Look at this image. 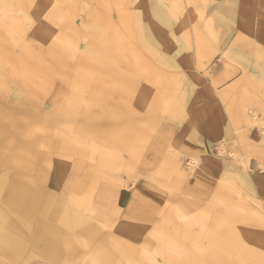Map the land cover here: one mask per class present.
<instances>
[{
    "label": "rangeland",
    "instance_id": "1",
    "mask_svg": "<svg viewBox=\"0 0 264 264\" xmlns=\"http://www.w3.org/2000/svg\"><path fill=\"white\" fill-rule=\"evenodd\" d=\"M59 1L62 2L63 0H0V9L5 7L3 9L5 13L0 10V36H2L0 37V60H2L0 61V126L2 121L6 120L5 116L7 114H14L19 119L22 116H26L23 113H19V111L34 103L33 108L30 107L29 119L31 120L27 125H30L32 129L35 128L36 138L40 146L44 147L38 148L37 154H44L49 152V150L52 151V149L59 152V154L63 153L64 151H60L57 146L62 141V136L65 137L66 135V139L69 141V146L72 150L69 153H64L70 154L75 159V149H86V152H83V154H87L84 157L86 159L84 161L86 165L84 168L95 174V177L98 178V183H102L103 181L105 183L106 181L108 185L105 183L104 186H107L105 188H108V190H111L114 185L119 184L120 186L124 185V187H127L126 189H133L134 191L138 184L145 182L146 179L141 178L147 177L148 173V179L159 180L160 184H168V180H172V174L179 167L182 171L188 169L187 173H189L197 166L195 164L191 165L190 159L181 154L175 153L171 156L173 154L172 150H170V148H173L171 146L167 152V157H171L170 160H161L155 167L151 165L152 174L149 171L138 173L139 170L146 171V166L141 168L140 165L142 166V162L147 160L146 150L149 148L147 145L150 144L149 139L155 136L158 131L157 129L161 128L162 123L164 124L168 121L189 122L190 118L194 116L197 117L200 114L203 116V112L201 111L218 110L227 118L226 121H228L231 134L229 137H222L216 141L212 146L211 154L220 161H223L225 166L227 163L231 164L232 169L230 166V172H233L232 175L236 177L230 184L226 181L222 182L225 180L226 175L220 179L219 182L224 184L223 187H226H220L219 198L215 200L216 203L218 201L217 206H215L216 208L212 207L209 209L211 216L208 218L211 220L194 226H189L185 219L175 215V217L170 216V219L173 220H164L162 224L153 227L155 223H145V216H141L143 220H137V218L135 219L136 221L132 219L127 220L121 214V208L119 212L117 208L102 210V217H97L95 214L93 216L91 213L87 214L86 210L80 209L83 215L85 214L84 218H82V212L78 211V214H76L72 211L73 216L77 218L75 219L76 223L73 222L70 226H63L62 228V231L69 236L75 250L72 258L74 263H72L83 264V261H87L90 264L93 255L101 250L110 256L109 261L111 264H153L150 263L152 260L149 259L152 257L155 258L154 264H227L230 259L228 257L226 260L225 255L228 256L227 251L230 249H234V258L237 255L238 258L239 255L243 254L245 249L248 252L250 250L253 251V258L243 260L240 256L236 264H258V259L264 260V80L260 79L258 68L259 64H264V0H240V2L243 1L244 12L236 20L229 17L235 0H178L181 5L182 14L188 17L186 18L187 22L181 28L182 33L186 34V37L189 36L192 29H195V25L198 22H202L203 19L207 20L206 15L210 17V20L214 17L213 20L215 21L213 22L215 24L212 29L214 31L218 30L220 34L223 30L224 32L227 30L226 23H232L233 20L235 22L234 30L236 31V35L233 39L234 41L232 40L234 46L232 42L230 45L235 48L229 51V44L221 48L217 41L214 45L206 43L207 52H204V57L198 60L197 56L192 52L193 47L189 46L190 41L187 40L188 45H186V42L182 39V35L176 36L178 40L175 43L172 42V50L169 52L170 60L176 61V63L173 64L170 61L166 66L160 67L168 69L169 73L174 72L175 78L181 86L179 88L174 87L172 90L171 88H167L163 92V94L167 93L165 99L152 107L154 109L150 110L149 116L146 115L148 114L146 112L147 107L145 110L142 109L140 103L136 104L139 108L132 105L126 107L125 101L135 94L134 87H127V84L118 83L114 77V69L112 72L106 71L110 65L104 64L108 59L105 54L100 53L101 42L103 46H105V43L102 41L99 33L102 30V33L110 36L108 43L111 42V44L106 45L107 48L114 45L116 40L112 37V27L119 24L118 16L123 13L126 0H108V7L100 5L97 2L98 0H92L90 4L91 8L99 10L98 12L102 13L105 17L101 19L100 23L89 22L88 19L84 32L79 30L76 25L81 20L85 21L87 19V11L84 10L75 15V10L70 4L73 3L72 1L64 0L63 4L59 3ZM75 1L77 2L76 4L85 2V0ZM66 6L68 9H71L70 13H67ZM57 7L60 8V13L57 12ZM211 10H214V12ZM175 19L179 20L180 17H176ZM74 21L77 23L76 25ZM208 30L211 29L208 28ZM216 31L215 35H218ZM127 34L128 32L121 34L120 40L122 43L127 44L128 41L130 46L137 48L134 39L128 37ZM66 38H69V40ZM164 42L167 43L166 41ZM253 42H256V45L252 44ZM139 47L140 44L138 45ZM255 51L257 52L255 53ZM33 54L34 56H32ZM255 54H259V56H255ZM104 58L105 61H103ZM117 58V62L114 63H117L118 69L124 70L127 66L126 64L130 61L129 57L126 58L124 54L117 56ZM108 62L111 61L108 60L105 63ZM155 63H150L149 68L151 70H154ZM226 63L235 66L236 71L224 77ZM156 64L159 66L158 63ZM94 66L98 68L96 69ZM242 73L244 76L249 73V76L247 75L245 78L247 80L251 79V81H245L244 83H248L252 87L248 86V84L246 87L244 86L245 84L242 87L238 86L237 91H241L240 96H232L229 93V96L218 98L209 90L212 82L215 83L216 91L225 90L242 78ZM145 74L146 71L140 72V79ZM53 75L55 77L51 79ZM36 87L37 90H35ZM30 88L35 91L31 93ZM183 90L187 91V93L183 94ZM244 91L248 93L249 97L242 96ZM256 94L261 97H258ZM243 98H246V101H243ZM260 100L263 101L261 102ZM177 103L182 105L180 106L181 110L177 114L173 113L175 115L173 116L172 107L174 104L177 106ZM234 103H237L235 111ZM258 103H260V108ZM240 106L246 107V110L242 107V117L238 111V107ZM50 110H52V113L47 114ZM126 112L129 113L126 114ZM194 113L196 114L193 115ZM82 116L83 118H81ZM127 121L135 126L134 133L128 137L129 139L127 137L120 139L118 134H112L124 126V122ZM73 123L75 126H73ZM27 125H25L26 128L28 127ZM118 126L120 127L118 128ZM61 128L62 130L60 131L59 129ZM111 128L114 130L113 132ZM139 130L141 132H138ZM145 132L147 136L144 135ZM142 136L145 137L142 138ZM77 137L81 139H76ZM94 143L97 144L95 145ZM93 144L94 146H92ZM47 145L49 147L52 146L49 148ZM128 150L131 151L129 152ZM1 152L2 149L0 147V158L2 159ZM5 152L8 153L6 149ZM107 152H110L111 155L103 157V153L106 155ZM134 152L138 154L136 155ZM62 153L60 157L56 153H47L53 156L51 160L47 161L50 164H48L50 166L48 168L50 177L47 181L40 177V174H42L40 162L38 161L37 166H35L42 180L38 182H45V185H49V189L57 188L60 191L63 186L61 184L65 183L66 179L69 181L72 180L73 176H79L73 175L71 167L66 171V174L61 173V167L63 166ZM134 154L135 157L133 158ZM245 158L246 160H250L246 170L243 162ZM82 160L80 159L79 161L81 162ZM107 166L111 167L108 168ZM190 167L193 168L191 169ZM97 168H101L99 172ZM2 172L3 170L0 166V174ZM138 179H141L139 183L136 182ZM24 180L22 178V181ZM73 180L75 179L73 178ZM183 183L182 179L178 178V181H176L177 185L175 188H172L179 189ZM96 187L102 188V186ZM217 188L218 186L211 192L212 198L216 196ZM97 193L98 191L94 190V194ZM116 200L117 198L111 200L112 205ZM229 209L232 210L231 214L227 212ZM161 215L159 212L155 216L156 223L161 220ZM41 216L48 220L46 215L42 214ZM96 217L100 218L101 221L95 219ZM126 221L129 223L134 222L135 226L141 227L140 230L137 229L132 232L121 230L120 228L125 225ZM199 226L204 229V232L216 233L215 235L220 239V244H223L217 247L211 246L206 240L205 235L202 236L203 233H200ZM192 227L195 229L192 230ZM3 228L7 231L5 223L3 224ZM169 228H173V230L181 228V232L172 233L173 240H169L168 238L166 243L171 245L167 246L164 244L165 240L161 236ZM198 229L199 233L196 232ZM195 233L196 235H194ZM1 234L2 231H0ZM116 237L119 238L116 239ZM113 242L119 243V249L123 243L132 244L135 250L125 251V254L130 256V262L126 263L125 259L118 255L120 254V250L117 247L118 245H113ZM162 245L169 248L168 256L171 258L167 256L170 259L169 262H165L162 259V256L166 257V254L162 255L160 251L163 247ZM228 245L230 249L226 248ZM29 249L31 252L25 251L19 253V255L11 256L3 254L0 251V264H41L44 262L45 257L41 254L40 250H37V248ZM142 250H148L152 254L147 253L146 256H142L146 253ZM217 256H219V263L215 260ZM186 260H188L187 263L185 262Z\"/></svg>",
    "mask_w": 264,
    "mask_h": 264
},
{
    "label": "crops",
    "instance_id": "2",
    "mask_svg": "<svg viewBox=\"0 0 264 264\" xmlns=\"http://www.w3.org/2000/svg\"><path fill=\"white\" fill-rule=\"evenodd\" d=\"M91 2L92 0H85V4L84 2H80L76 4V1H75V4H74L75 6H73L75 10V15H77V13L79 14L80 12L84 10L87 11L86 12L87 19L85 21L81 20L79 24H77L74 21V23L77 24L76 27H78V29L81 30L82 32L86 30V27H87L86 23L88 22V19H89V22L92 21L95 23H100L102 21L101 19L105 17L102 13L98 12L99 10H93L91 8V5H90ZM97 2L98 3L100 2L99 4L104 7H108V5H105L107 4L108 0L107 1L104 0V4H102L103 0H98ZM57 9H58L57 12L59 13L60 8L57 7ZM212 12H214V10ZM141 16L143 17V20ZM176 17H180L181 19L179 20L174 19ZM186 18H187L186 15L182 14L181 5L178 0H126V3L124 4L123 13L118 16L119 24L112 27V31H113L112 36L114 37L116 36L115 38L114 37L113 38L117 42H120L121 41L120 36L122 32L123 33L128 32L127 36L134 39L135 43L137 44V48L136 47L134 48L133 46H130V45L127 46V44H129L128 41H127V44H124L121 41L120 43H122V45H120L119 43H116L115 48H114L115 43L113 47L108 46V48L105 46L104 48L103 45L101 44L102 46L100 45V49H101L100 53L105 54L106 58L112 62L109 64L110 65L109 68L111 69V71L108 68L106 70L112 72L114 69L115 80L118 83L120 82L123 84L125 82L124 84L125 85L127 84L126 85L127 87H133V86L136 87L134 88L135 94L130 97L131 99L129 98V100L125 101L127 107L132 105L133 107L139 108V106H137L136 104L142 103L141 105L142 106L144 105V106L143 107L141 106V108L145 110V108L147 107L146 112L148 114L146 115L149 116L150 110H153L152 107L155 106L159 101H163L165 99L164 97H166L167 93L163 94V92L164 90L166 91L167 87L169 88L168 84H170L171 90L174 89V87L179 88L181 86L179 81L175 78L176 76L174 72L169 73L168 69L162 68L160 66H166V64L170 63L171 60L169 58V52L172 50V42L175 43L176 40H178L176 36L182 33L181 28L183 27V24L187 22ZM206 18L207 20L204 19L203 23L198 22L195 25L196 30L195 29L194 30L192 29L193 31L191 30L189 34L190 37L186 38V34H182V36H184L182 38L184 42H186L187 40H190L189 44L193 47L192 52L195 53L198 60H200L201 57H204V52H207L206 43L214 45L215 42L217 41L218 45L221 48L222 46L226 47L229 44V51L235 48L232 45H230L231 42H233L232 40L235 38V35H236V31L234 30L235 22H233V20H232V23H229V24L225 22L227 24V30L225 32L223 30L221 34L217 30L216 33L218 32V35H215V32L211 31L213 30L212 28L215 24L213 21L215 20H213V18L212 20H210V17L207 15H206ZM157 21L160 23H158ZM208 28L211 30H208ZM101 33H102V30H101ZM101 33L99 34L101 35L100 37H102L101 38L102 41H106L108 43L110 37L106 34H103V33L101 34ZM192 34H194V36H192ZM154 36H156L155 37L156 39L154 38ZM231 36L232 38H230ZM193 37H195L196 39L194 38L195 40H193ZM143 38H144V41H143ZM185 38H186V41H185ZM164 41H166L167 43H165ZM106 42L104 43L107 44ZM151 42H153L152 45H151ZM110 44L111 42H109L107 45H110ZM139 44H140V47L138 49ZM186 44L188 45V41L186 42ZM121 46L123 47L121 48ZM125 46L127 47L125 48ZM123 52L126 58L129 57L130 61L128 62V64H126L127 65L126 68L122 71L118 69V67L116 66L117 63H115L116 64L115 65L114 62H117L116 60L118 59L117 56L124 55ZM167 61L168 63H166ZM154 62L158 63L159 66L155 63L154 70H151L149 66ZM174 62L176 63V61H173L172 63L174 64ZM114 65L117 70L115 69V67L114 68L111 67ZM235 69H236L235 66H232L226 63V68L224 70V74H225L224 77H227L231 75L232 73H234L236 71ZM143 71H146V74H145L146 76L145 75H144L145 77L142 76V79L137 78V76L140 77V72H143ZM133 74H135L136 76L135 75L133 76ZM128 77L130 78V81ZM243 77H245L244 74L242 78ZM242 78L239 81L237 80L234 83L235 85L232 84L231 86L228 87V89L226 88L225 91L222 90L218 92L214 91L216 90L215 83L212 82L210 84L209 90L212 91V94L216 95L218 98L229 96V93L234 96H240L241 91H237L238 87L235 88L236 89L235 90L234 86H236V83H237V86L238 84H242V85H239L242 87L243 82L247 81L245 78H243L244 80L243 81ZM121 79L123 80L126 79V80L123 82V80ZM158 79H160V81ZM168 80L170 81L168 82ZM248 81H251V79H249ZM172 82L173 84H171ZM136 83L137 85H135ZM230 88L231 90L232 89L233 90L231 91ZM157 90L160 91V93ZM233 91L234 93L237 91V93L234 94L232 93ZM185 93H187V91L183 90V94ZM221 93L222 95L220 97L219 95ZM133 96H134V99H133ZM141 96L144 98H142ZM242 96L246 97L248 96V93L244 91V94ZM152 100L154 102H152ZM242 100L246 101V98H243ZM180 106H179V103H177V107L174 104V106L172 107L173 116H175L174 114H177V112L178 113L180 112L181 108H179L178 110V107ZM236 107H237V103H234V108L236 109ZM238 109L242 117L243 116V113L241 110L242 107L240 106L238 107ZM201 112H203L202 113L203 116L201 114L197 117L194 116L190 118L189 122L187 121H182V122L168 121V122H165L164 124L162 123L161 128H158L157 129L158 131L155 134V136H153V138L150 139V142H149L150 144H147L149 146V148L147 147L148 150H146L147 160L142 162V166L140 165L141 168H144L143 166H146V171L139 170L138 173H141V172L144 173V172L149 171L150 174H152L151 173L152 171L150 168L151 165H154L155 167L156 165H158V163L161 160H167V161L170 160L171 157L170 158L167 157V152L169 151L168 149L171 146H173V148H170V150H172L173 152L171 156L177 153V154H181L182 156H186L188 158L194 157L197 159V166L191 172L188 173L189 175L186 174L187 170L182 171L179 167L178 169H176V172L172 174L173 181L169 179L168 184L167 183L160 184L159 180H150V179H147V177L146 178L143 177L141 179H146L145 182L143 184L141 183L138 184L136 190L133 191V189L128 190V189L123 188L121 191H119L117 195V200H116V204L118 207L117 209H118V212L119 210L122 209L121 214L125 216L127 220L129 219L135 220L136 218L137 220L139 219L141 220L142 219L141 216L143 217L145 216L146 217L144 218L145 223L147 224L151 222L155 223L153 227L162 224L164 220H173V219H170V216L172 215L173 216L177 215V216L182 217L183 219H185L186 223L188 222L187 224L189 226L201 224L204 221L209 222L211 220L208 218L211 216L210 214L211 211L208 209H211L212 207L217 206L218 201L216 203L215 200L219 198L218 191L220 190V187H223L224 185L223 183L219 182L220 179L224 175H226L225 180H223L222 182L226 181L229 184L233 181V179H235V176L232 175L233 172H230V166L232 169V165L227 163V165L225 166L223 161H220L219 159H217L211 154V149H212L213 144L216 141H218L222 137H229L231 132H230L228 121H226L227 118L224 116L223 113L219 112L218 110H213L209 112L201 111ZM128 113L129 112H126V114ZM195 114L196 113H194L193 115ZM191 125H194V126H191ZM243 162H244V167L246 170L248 168L250 160H246L245 158L243 159ZM226 169H227V172L225 173ZM148 174L147 176H149ZM178 178L182 179L184 183L182 187H180L179 189L178 188L173 189L172 187L175 188V186L177 185L176 181H178ZM141 179H138L136 182L139 183ZM257 182H259V180H257ZM217 186H218L217 188L218 191L216 190L217 194L216 196H214V198H212L211 192ZM170 210L172 211L170 212ZM231 211H232L231 209L227 210L228 214H231ZM159 212L162 214L161 220L158 223H156L155 216ZM134 224H135L134 222L129 223L128 221H126L125 225H123L122 228L120 229L124 231H131V232L137 229L140 230L141 227L135 226ZM260 224L263 225L264 223L263 224L260 223ZM193 229L195 228H192V230ZM199 229H200V233H203L202 236L205 235V238L207 234H212L215 241L211 242L210 239H206L211 246L217 247L223 244V243L220 244V239L215 234L204 232V229H202L201 226H199ZM199 229L196 230L197 233H199ZM229 247L230 246L228 245L226 248H229ZM233 250L234 249H231L232 252H230L229 254H228L229 250L228 251L226 250L228 257L232 261L234 260L237 261L239 260L240 255L238 258H237L238 255L235 256L234 258ZM215 260L216 262L217 261L219 262L220 261L219 256L215 257Z\"/></svg>",
    "mask_w": 264,
    "mask_h": 264
},
{
    "label": "bare ground",
    "instance_id": "3",
    "mask_svg": "<svg viewBox=\"0 0 264 264\" xmlns=\"http://www.w3.org/2000/svg\"><path fill=\"white\" fill-rule=\"evenodd\" d=\"M58 1V0H55ZM66 1V0H65ZM68 1V0H67ZM73 2L74 0H70V2ZM107 1V0H106ZM184 1V0H183ZM191 1V0H190ZM64 0L61 2L59 1V3L63 4ZM172 2V1H171ZM75 4V1L73 2ZM73 3H70L71 5ZM77 3V2H76ZM100 3V2H99ZM3 4V3H2ZM66 4V3H65ZM67 4H69L67 2ZM69 4V6H70ZM72 5L75 6V5ZM85 4V2H84ZM104 4V0L103 3ZM185 4V3H184ZM190 4V2H189ZM187 4V5H189ZM233 7H232V12L229 13V17L233 18L234 20L237 19V17L239 15H241L244 12V8H243V1L240 2V0H235L233 3ZM7 5V4H6ZM108 5V2H107ZM160 5V4H159ZM192 5V3H191ZM5 6V5H4ZM62 6V5H61ZM68 6V5H67ZM66 6L65 9H67V13H70L72 7L70 6L71 9H68V7ZM214 6V5H213ZM264 6V5H263ZM31 7V6H30ZM184 7V6H183ZM5 8V7H4ZM3 8V9H4ZM74 8V7H73ZM191 8V7H190ZM3 9H0L3 11ZM133 9V8H131ZM137 9V8H136ZM184 10V9H183ZM186 10V9H185ZM154 11V10H153ZM168 11V10H167ZM4 12V11H3ZM156 12V11H155ZM195 12V11H194ZM197 12V11H196ZM206 12V11H205ZM262 12V11H261ZM5 13V12H4ZM60 13V12H59ZM154 13V12H153ZM172 13V12H171ZM2 14V12H1ZM11 14V13H10ZM146 14V13H145ZM149 14V12H148ZM167 14V13H166ZM187 14V13H186ZM197 14V13H196ZM204 14V13H203ZM5 15V14H4ZM147 15V14H146ZM174 15V14H173ZM49 16V15H48ZM9 17V16H8ZM17 17V16H16ZM153 17V16H152ZM216 17V16H215ZM218 17V16H217ZM55 18V17H54ZM142 20L143 17L141 16ZM188 18V17H187ZM201 18V17H200ZM199 18V19H200ZM214 18V17H212ZM11 19V18H10ZM9 19V20H10ZM15 19V18H14ZM27 19V18H26ZM63 19V18H62ZM67 19V18H66ZM154 19V18H152ZM175 19V18H174ZM181 19V18H180ZM216 19V18H215ZM47 20V19H46ZM68 20V19H67ZM162 20V18H161ZM204 20V19H203ZM254 20V19H253ZM18 21V20H17ZM64 21V20H63ZM98 21V20H97ZM100 21V20H99ZM217 21V19H216ZM53 22V21H52ZM69 22V21H68ZM158 22V21H157ZM220 22V21H219ZM218 22V23H219ZM251 22V19H250ZM73 23V22H72ZM160 23V22H158ZM203 23V21H202ZM215 23V22H214ZM61 24V23H60ZM68 24V23H67ZM74 25V24H73ZM76 25V24H75ZM163 25V24H162ZM189 25V24H188ZM213 25V24H212ZM218 25V24H217ZM216 25V26H217ZM46 26V25H45ZM50 26V25H49ZM52 26V25H51ZM59 26V24H58ZM80 26V25H79ZM211 26V25H210ZM222 26V24H221ZM55 27V25H54ZM74 27V26H73ZM72 27V28H73ZM212 27V26H211ZM214 27V26H213ZM219 27V26H218ZM224 27V26H223ZM1 28V27H0ZM165 28V27H164ZM190 28V27H189ZM188 28V29H189ZM193 28V27H192ZM42 29V28H41ZM53 29V28H52ZM56 29V28H55ZM187 29V30H188ZM202 29V28H201ZM3 30V29H2ZM118 30V28H117ZM186 30V31H187ZM196 30V29H195ZM204 30V29H203ZM115 31V29H114ZM122 31V30H121ZM167 31V29H166ZM173 31V30H172ZM193 31V30H192ZM214 31V30H212ZM216 31V30H215ZM214 31V32H215ZM200 32V30H199ZM258 32V31H257ZM120 33V32H119ZM118 33V34H119ZM123 33V32H122ZM165 33V31H164ZM203 33V32H202ZM232 33V32H231ZM249 33V32H248ZM102 34V33H101ZM104 34V33H103ZM158 34V33H157ZM183 33H181L180 35H182ZM204 34V33H203ZM202 34V35H203ZM218 34V32H217ZM253 34V33H252ZM251 34V35H252ZM41 35V34H40ZM165 35V34H163ZM201 35V34H200ZM4 36V35H3ZM9 36V35H8ZM62 36V35H61ZM76 36V35H75ZM106 36V35H105ZM188 36V35H187ZM192 36H194V34H192ZM198 36V35H197ZM242 36V35H241ZM240 36V37H241ZM2 37V36H0ZM110 37V36H109ZM114 37V36H112ZM116 37V36H115ZM114 37V38H115ZM156 36H154L155 38ZM167 37V36H166ZM182 37V36H181ZM184 37V36H183ZM190 37V36H188ZM201 37V36H199ZM239 37V38H240ZM252 37V36H251ZM113 38V39H114ZM177 38V37H176ZM187 38V37H186ZM185 38V41H186ZM195 37H193V40ZM228 38V37H227ZM232 38V36L230 37ZM62 39V38H61ZM67 39V38H66ZM78 39V38H77ZM106 39V38H105ZM156 39V38H155ZM69 40V38L67 39ZM115 40V39H114ZM238 40V39H236ZM247 40V39H246ZM249 40V38H248ZM3 41V40H2ZM1 41V43H2ZM51 41V40H50ZM57 41V40H56ZM92 41V40H91ZM90 41V42H91ZM144 41V38H143ZM153 41V40H152ZM190 41V40H188ZM234 41V40H233ZM252 41V40H250ZM20 42V41H19ZM93 42V41H92ZM91 42V43H92ZM106 42V41H104ZM117 41H115L116 43ZM169 42V41H168ZM171 42V41H170ZM187 42V41H186ZM195 42V41H194ZM72 43V41H71ZM107 43V42H106ZM120 45H122L120 42H117ZM149 43V42H148ZM153 42H151L152 45ZM256 43V42H255ZM254 42L252 44H255ZM103 44V43H101ZM108 44V43H107ZM105 44V47L106 45ZM248 44V43H247ZM93 45V44H92ZM130 44H127V46ZM148 45V44H147ZM187 45V44H186ZM190 45V44H189ZM233 45V42H232ZM256 45V44H255ZM89 46V45H88ZM102 46V45H101ZM116 45H114L115 48ZM125 46V48L127 47ZM149 46V45H148ZM147 46V47H148ZM191 46V45H190ZM234 46V45H233ZM259 46V45H258ZM256 46V47H258ZM104 47V46H103ZM102 47V48H103ZM104 47V48H105ZM113 47V45H112ZM123 46H121L122 48ZM152 47V46H151ZM255 47V46H254ZM110 48V47H109ZM259 48V47H258ZM255 48V49H258ZM48 49V48H47ZM117 49V48H116ZM139 49V48H138ZM90 50V49H89ZM99 50V49H97ZM154 50V49H153ZM195 50V49H194ZM198 50V49H197ZM196 50V51H197ZM92 51V50H91ZM122 51V50H121ZM253 51V48H252ZM1 52V51H0ZM54 52V51H53ZM115 52V50H114ZM120 52V51H119ZM195 52V51H194ZM257 51H255L256 53ZM262 52V51H261ZM3 53V52H2ZM55 53V52H54ZM96 53V51H95ZM134 53V52H133ZM253 53V52H252ZM259 53V52H258ZM263 53V52H262ZM1 54V53H0ZM100 54V53H98ZM110 54V53H108ZM132 54V53H131ZM130 54V55H131ZM166 54V53H165ZM195 54V53H194ZM200 54V53H199ZM4 55V54H3ZM30 55V54H29ZM129 55V56H130ZM34 56V54L32 55ZM59 56V54H58ZM152 56V55H151ZM255 56H259V54H255ZM2 57V56H1ZM60 57V56H59ZM132 58V57H130ZM256 58V57H255ZM258 59V58H256ZM58 60V59H57ZM85 60V59H84ZM2 61V60H0ZM63 61V60H62ZM105 61V58L104 60ZM108 61V60H107ZM105 61V62H107ZM90 62V61H89ZM102 62V61H101ZM104 64H110L109 63H105ZM173 62V61H172ZM144 63V62H143ZM168 63V61L166 62ZM175 63V62H174ZM256 63V62H255ZM89 64V63H88ZM115 64V63H114ZM116 65V64H115ZM112 66L113 68L115 67ZM98 66V65H97ZM94 66L96 67V69L100 66ZM117 66V65H116ZM133 66V65H132ZM253 67V65H251ZM89 67V66H88ZM105 67V66H104ZM102 68V67H101ZM228 68V67H227ZM259 68V76L260 79L264 80V64L263 65H258ZM110 69V68H108ZM116 69V67H115ZM24 70V69H23ZM84 70V69H83ZM82 70V71H83ZM117 70V69H116ZM99 71V70H98ZM107 71V70H106ZM111 71V69H110ZM109 71V72H110ZM123 71V70H122ZM243 71V70H242ZM28 72V71H27ZM246 72V71H245ZM244 72V73H245ZM35 73V72H34ZM106 73V72H105ZM127 73V72H125ZM19 74V73H18ZM68 74V73H67ZM83 74V73H81ZM80 74V75H81ZM107 74V73H106ZM112 74V73H111ZM114 74V73H113ZM243 74V73H242ZM86 75V74H85ZM120 75V74H119ZM124 75V74H123ZM129 75V73H128ZM131 75V74H130ZM135 74H133L134 76ZM137 75V73H136ZM135 75V76H136ZM248 75V74H247ZM246 75V76H247ZM84 76V74H83ZM107 76V75H106ZM126 76V75H125ZM132 76V77H133ZM146 76V75H145ZM144 76V77H145ZM163 76V74H162ZM241 76V75H240ZM245 76V77H246ZM249 76V75H248ZM55 77L54 75L51 76V79ZM81 77V76H80ZM85 77V76H84ZM115 77V76H114ZM243 77V78H245ZM252 77V74H251ZM250 77V78H251ZM254 77V75H253ZM42 78V77H40ZM111 78V76H110ZM129 78V77H128ZM137 78H140L137 76ZM169 78V77H168ZM173 78V77H172ZM242 78V80H243ZM11 79V78H10ZM43 79V78H42ZM87 79V78H86ZM119 79V78H118ZM170 79V78H169ZM175 79V78H174ZM241 79V78H240ZM239 79V80H240ZM246 79V78H245ZM249 79V78H248ZM49 80V78H48ZM47 80V81H48ZM88 80V79H87ZM123 80V79H121ZM126 80V79H125ZM123 80V82L125 81ZM160 81V79H158ZM165 80V78H164ZM171 80V79H170ZM168 80V82L170 81ZM238 80V81H239ZM241 80V82H242ZM247 80V79H246ZM261 80V81H262ZM53 81V80H52ZM114 81V80H113ZM130 81V78H129ZM135 81V80H134ZM175 81V80H173ZM244 81V80H243ZM248 81V80H247ZM256 81V80H255ZM75 82V80H74ZM148 82V81H147ZM240 82V83H241ZM264 82V81H263ZM25 83V82H24ZM31 83V82H30ZM48 83V82H47ZM83 83V81H82ZM125 83V82H124ZM132 83V82H131ZM149 83V82H148ZM167 83V82H166ZM250 83V82H249ZM256 83V82H255ZM40 84V83H39ZM50 84V82H49ZM72 84V83H71ZM76 84V83H75ZM129 84V83H128ZM163 84V82H162ZM173 84V82L171 83ZM243 84H245L243 82ZM248 83H246L244 86L246 87ZM46 85V83H45ZM78 85V84H77ZM125 85V84H124ZM131 85V84H130ZM137 85V83L135 84ZM147 85V84H145ZM161 85V84H160ZM169 88H170V84ZM180 85V84H179ZM235 85V84H234ZM233 85V86H234ZM242 85V84H238ZM255 85V84H254ZM263 85V83H262ZM260 85V86H262ZM35 86V85H34ZM237 83L236 86H234V89L238 87ZM251 86L252 85H249ZM49 87V86H48ZM81 87V86H80ZM134 87V86H133ZM139 87V86H137ZM212 87V86H211ZM259 87V86H258ZM257 87V88H258ZM79 88V86H78ZM136 88V87H134ZM159 88V87H157ZM164 88V87H163ZM168 88V87H167ZM210 88V87H209ZM255 88V87H254ZM29 89V88H27ZM80 89V88H79ZM166 89V88H165ZM228 89V88H227ZM260 89V88H259ZM31 90V88H30ZM37 90V87L36 89ZM35 90H31L33 93V91ZM82 90V89H81ZM231 90V88H230ZM233 90V89H232ZM231 90V91H232ZM236 90V89H235ZM234 90V91H235ZM238 90V89H237ZM251 90V89H250ZM256 90V89H254ZM264 90V89H263ZM158 91V90H157ZM216 91V90H214ZM225 91V90H224ZM234 91L232 93H234ZM253 91V90H252ZM259 91V90H258ZM257 91V92H258ZM160 93V91H158ZM165 92V90H164ZM212 92V91H211ZM218 92V91H217ZM227 92V91H226ZM35 93V92H34ZM123 93V92H122ZM121 93V94H122ZM156 93V92H155ZM237 91L234 93L236 94ZM77 94V93H76ZM141 94V93H140ZM225 94V93H224ZM254 94V93H253ZM34 95V94H33ZM130 95V94H129ZM222 93L219 95L221 97ZM257 95V94H256ZM44 96V95H43ZM127 96V95H126ZM132 96V95H131ZM233 96V95H232ZM258 97H261L259 95H257ZM42 97V96H41ZM142 97V96H141ZM146 97V96H145ZM257 97V98H258ZM263 97V96H262ZM73 98V97H72ZM144 98V97H142ZM153 98V96H152ZM165 98V97H164ZM224 98V97H223ZM131 99V98H130ZM134 99V96H133ZM259 99V98H258ZM257 100V99H256ZM122 101V100H121ZM261 101V100H260ZM263 101V100H262ZM261 101V102H262ZM75 102V101H74ZM133 102V101H132ZM152 102H154L152 100ZM260 102V103H261ZM260 103H258V106L260 108ZM264 103V102H263ZM53 104V103H52ZM84 104V103H83ZM142 103H140L141 105ZM145 104V102H144ZM154 104V103H153ZM34 103L31 106H28L26 108H23V110L19 111V113H23V115L26 116H22L20 119L14 115V114H7L5 116L4 121H2V124L0 126V147L2 149V159L0 158V166L1 169L3 170V172L0 174V231H2V234L0 235V251L3 252V254H7L9 256L11 255H19V253L22 252H31L29 248H37V250H40L41 254L44 255V262H42L41 264H73L74 262L72 261L73 255L75 253V250L73 248V244L71 243L69 236L67 234H65L62 231L63 226H70L73 222H75V219H77L76 217L73 216V212L74 211L76 214H78L77 212L80 211V209L86 210L89 214L91 213L92 215L95 214L97 217H102L103 213L101 212L102 210H112L117 207L116 201L113 203L112 205V199L117 198V195L119 193V191L121 189H126L127 187H124V185H119L116 184L113 186V188H111V190L108 188H105L107 186H104L105 183H107L105 181V183H98V178L95 177V174L92 171H89L87 168H84V166H86L84 164V161L86 160L84 157L87 154H83V152H86V149H75V154H76V158L74 159L73 157H71L70 154H68L69 152H71V148L69 146V141L66 139V135L65 137H63L62 135V141L60 142V144L57 146V148L60 151H64V152H68V153H62V162H63V166L61 164V173H65L66 171L71 167V172H73V175H79V176H73L72 180L67 181L61 185L62 188L57 189V188H52L49 189V185H45V182L41 183L38 181H42V179H44L45 181H47L50 177L49 174V163H47L48 160H51V158H53L52 155L47 154V153H56L57 156H61L59 154V152H56L55 150L52 149L49 150V152H46L44 154H37L38 153V148H44L42 146H40L37 138H36V132H35V128L32 129V127L27 124H29V121L31 119H29V113L31 112L30 107L33 108ZM72 105V104H71ZM74 105V104H73ZM77 105V104H76ZM110 105V104H109ZM150 105V103H149ZM152 105V104H151ZM84 106V105H83ZM113 106V105H112ZM124 106V105H123ZM142 106V105H141ZM144 106V105H143ZM180 106V105H179ZM68 107V105H67ZM79 107V106H78ZM81 107V106H80ZM127 107V106H126ZM177 107V106H176ZM232 107V106H231ZM244 107V106H242ZM53 108V106H52ZM61 108V107H60ZM75 108V107H74ZM73 108V109H74ZM179 108V107H178ZM181 108V107H180ZM246 110V107H244ZM243 108V109H244ZM51 109V108H50ZM54 109V108H53ZM52 109V110H53ZM72 109V108H71ZM82 109V108H80ZM154 109V108H153ZM235 109V108H234ZM52 110H50V112H47V114L52 113ZM70 110V109H69ZM84 110V108H83ZM242 110V109H241ZM244 110V111H245ZM62 111V110H61ZM68 111V110H67ZM71 111V110H70ZM229 111V110H228ZM239 111V109H238ZM243 111V112H244ZM240 112V111H239ZM253 112V111H251ZM59 113V112H58ZM71 113V112H68ZM176 113V112H175ZM45 114V115H47ZM88 114V112H87ZM91 114V113H90ZM165 114V113H164ZM241 114V113H239ZM114 115V114H113ZM117 115V114H116ZM4 116V115H2ZM54 116V114H53ZM87 116V115H86ZM92 116V115H91ZM245 116V113H244ZM43 117V116H42ZM118 117V116H117ZM83 118V116L81 117ZM92 118V117H91ZM121 118V117H120ZM250 118V117H249ZM4 119V117H3ZM90 119V118H89ZM117 119V118H116ZM123 119V118H122ZM147 119V118H146ZM232 119V118H231ZM237 119V118H236ZM44 120V119H43ZM79 121V119H77ZM76 120V121H77ZM88 120V119H87ZM91 120V119H90ZM250 120V119H249ZM254 120H256L254 118ZM103 121V120H102ZM101 121V122H102ZM76 123V122H75ZM80 123V122H79ZM85 123V122H84ZM125 125L122 126L121 128H119L120 126H118L119 129H117V131H114L112 128V134H118L120 139H123L125 137H129L134 133L135 130V126L133 124H131L130 122H124ZM135 123V122H134ZM252 123V122H251ZM57 124V123H56ZM68 124V123H67ZM101 124V123H100ZM25 125H27L28 129L25 127ZM51 125V124H50ZM63 125V124H62ZM79 125V124H78ZM85 125V124H84ZM118 125V124H117ZM116 125V126H117ZM65 126V125H64ZM68 126V125H67ZM73 126L74 123H73ZM115 126V125H114ZM150 126V125H149ZM233 126V125H232ZM238 126V125H237ZM72 127V126H71ZM79 127V126H78ZM143 127V126H142ZM83 128V127H82ZM101 128V127H100ZM98 128V129H100ZM117 128V127H116ZM151 128V127H150ZM75 129V128H74ZM60 131L62 130L59 129ZM109 130V128H108ZM116 130V129H115ZM141 130V129H140ZM138 132H141V131ZM56 131V129H55ZM59 131V132H60ZM92 131V130H91ZM74 132V131H73ZM137 132V131H136ZM55 134V132H53ZM57 133V131H56ZM64 133V132H63ZM70 133V132H68ZM76 133V132H74ZM82 133V131H81ZM85 133V132H84ZM99 133V132H98ZM149 133V132H148ZM77 134V133H76ZM75 134V135H76ZM83 134V133H82ZM59 135V133H58ZM72 135V134H71ZM68 135V136H71ZM146 135V132L145 134ZM74 136V135H72ZM85 136V135H84ZM116 136V137H118ZM136 136V135H135ZM147 136V135H146ZM104 137V136H103ZM109 137V135H108ZM140 137V135H139ZM145 136H142V138H144ZM240 137V136H239ZM238 137V138H239ZM70 138V137H69ZM74 138V137H73ZM97 138V136H96ZM118 138V139H119ZM135 138V137H134ZM141 138V137H140ZM75 139V138H74ZM76 139H81V138H76ZM107 139V138H106ZM129 139V138H128ZM136 139V138H135ZM138 139V138H137ZM57 140V139H56ZM139 140V139H138ZM150 140V139H149ZM74 141V140H72ZM88 141V140H87ZM92 141V140H91ZM103 141V140H101ZM132 141V140H131ZM141 141V140H140ZM76 142V141H75ZM86 142V141H85ZM90 142V141H89ZM88 142V143H89ZM242 142V141H241ZM81 143V141H80ZM103 144V142H101ZM134 143V141H133ZM95 144V143H94ZM94 144L92 146H94ZM97 144V143H96ZM95 144V145H96ZM140 145V144H139ZM48 146V145H47ZM52 146V145H51ZM51 146L49 148H51ZM240 146V145H239ZM244 146V145H243ZM132 147V146H131ZM130 147V148H131ZM139 147V146H138ZM241 148V147H240ZM8 151V153L5 152ZM92 149V148H91ZM128 149V148H127ZM132 150V149H131ZM130 150V151H131ZM222 150V149H221ZM228 150V149H227ZM129 151V150H128ZM129 151V152H130ZM223 151V150H222ZM93 152V151H92ZM128 152V153H129ZM117 153V152H116ZM127 153V154H128ZM135 153V152H134ZM235 153V152H234ZM136 154V153H135ZM135 154L133 156V158L135 157ZM138 154V153H137ZM136 154V155H137ZM109 155H111L110 152H107L106 155L103 153V157H109ZM238 155V154H237ZM83 158V160H82ZM94 158V157H93ZM92 158V159H93ZM239 158V157H238ZM244 158V157H243ZM82 160L81 162L79 160ZM162 159V158H161ZM190 159V164L191 165H197V159L194 157L189 158ZM64 160V161H63ZM110 160V159H109ZM38 161L40 162V168H41V173L40 177L39 174L37 173L35 166H37ZM42 161V162H41ZM61 161V160H60ZM103 161V160H101ZM120 162V161H119ZM246 162V161H245ZM43 163V164H41ZM75 163V164H74ZM188 163V162H187ZM248 163V162H247ZM49 164V165H48ZM29 165V166H28ZM112 165V164H111ZM114 165V164H113ZM118 165V164H117ZM190 165V166H191ZM247 165V164H246ZM245 165V166H246ZM48 166V167H47ZM82 166V167H81ZM102 166V165H101ZM115 166V165H114ZM261 166V165H260ZM47 167V168H46ZM108 167V166H107ZM111 167V166H110ZM108 167V168H110ZM189 168V167H188ZM191 168V167H190ZM193 168V167H192ZM191 168V169H192ZM101 168H97L98 172L100 171ZM188 170V169H187ZM179 171V170H178ZM180 172V171H179ZM178 172V173H179ZM189 172V171H188ZM194 172V171H193ZM37 173V174H36ZM105 173V172H104ZM115 173V172H114ZM181 173V172H180ZM63 174V175H65ZM110 174V173H109ZM177 174V173H176ZM188 174V173H186ZM120 175V174H119ZM149 175V174H148ZM189 175V174H188ZM61 176V175H60ZM180 176V175H179ZM183 176V175H182ZM197 176V175H196ZM148 177V176H147ZM184 177V176H183ZM230 177V176H229ZM22 178H24L25 180L22 181ZM73 178L75 180H73ZM146 178V177H145ZM181 178V177H180ZM228 178V177H227ZM236 178V177H235ZM148 179V178H147ZM232 179V177H231ZM112 180V179H111ZM113 181V180H112ZM50 182H52L50 180ZM115 182V181H114ZM121 183V182H120ZM124 183V181H123ZM54 184V183H53ZM108 185V183L106 184ZM96 186H102V188L100 187H96ZM127 186V185H126ZM226 187V186H224ZM223 187V188H224ZM105 188V189H104ZM168 188V187H167ZM90 189V190H89ZM221 189V188H220ZM94 190L98 191L97 194H94ZM129 190V189H128ZM169 190V189H168ZM231 190V189H230ZM218 191V190H217ZM232 191V190H231ZM216 192V191H215ZM233 192V191H232ZM219 193V191H218ZM127 195V194H126ZM125 195V196H126ZM220 195V194H219ZM172 205V204H171ZM225 205V204H224ZM204 206V205H203ZM232 206V205H231ZM205 208V207H204ZM216 208V207H215ZM227 208V207H226ZM236 208V207H234ZM241 208V207H240ZM224 209V208H223ZM176 210V208H175ZM174 210V211H175ZM203 210V208H202ZM207 210V209H205ZM209 210V209H208ZM236 210V209H235ZM118 211V209H117ZM172 210H170L171 212ZM82 212V211H80ZM41 213V214H40ZM102 213V214H101ZM262 213V212H261ZM46 215L48 217H42L41 215ZM81 214V213H80ZM180 214V213H179ZM83 215V212H82ZM85 215V214H84ZM84 215L82 216V218H84ZM89 216V215H88ZM94 216V215H93ZM173 216V215H172ZM183 216V215H182ZM95 218L101 221L100 218ZM165 217V216H164ZM175 217V216H174ZM258 217V216H257ZM94 219V217H93ZM104 219V218H103ZM102 219V220H103ZM224 219V218H223ZM108 220V219H107ZM99 222V221H98ZM166 222V221H165ZM7 225V231L3 228V224ZM97 223V222H96ZM158 223V222H157ZM182 223V222H181ZM98 224V223H97ZM230 224V223H229ZM74 225V224H73ZM101 225V224H100ZM184 225V224H183ZM185 226V225H184ZM193 228V227H192ZM206 228V226H205ZM111 229V228H110ZM184 230V229H182ZM174 232H181V228L179 230L174 229L173 228H169L168 230H166L164 232V234L161 236L162 239H164V244L165 245H171V244H167L166 241L169 238V240H173L172 233ZM216 234V233H215ZM196 235V233L194 234ZM72 237V235H71ZM159 237V236H158ZM119 237H116V239ZM73 239V237H72ZM206 239H210L211 242L215 241L214 237L212 236V234H207L206 235ZM123 240V239H121ZM194 240V239H193ZM110 241V240H109ZM117 241V240H116ZM196 241V240H195ZM73 242V241H72ZM198 242V241H197ZM162 243V242H161ZM119 244V243H118ZM117 243L113 242V245L117 246ZM163 244V243H162ZM203 245V244H202ZM238 245V244H237ZM163 246V245H162ZM239 246V245H238ZM105 247V246H104ZM119 249V245L117 246ZM39 248V249H38ZM114 248V247H113ZM171 248V247H170ZM232 248V247H231ZM230 249V248H229ZM109 250V249H108ZM120 255L122 258L125 259V262L128 263L130 262V256L125 254V251H133L135 250V248H133L132 244H128V243H123L120 245ZM164 250V251H163ZM168 250L169 248L167 247H162L161 248V252L162 255L166 254V257L162 256V259L165 262H169L170 261V257L168 256ZM144 253L142 256H146L148 252V250H142ZM206 251V250H205ZM179 252V251H178ZM232 252L231 249L229 250L228 254ZM253 251H249L247 249H245V251H243V254H241V259L243 260H247V259H251L253 258ZM77 253V252H76ZM239 253V252H238ZM33 254V252H32ZM36 254V253H35ZM152 253H150L151 255ZM28 255V254H26ZM37 255V254H36ZM77 255V254H76ZM34 256V254H33ZM41 256V255H40ZM167 256L170 258H167ZM226 256V255H225ZM75 257V256H74ZM191 257V256H190ZM228 257V256H227ZM226 257V260H227ZM165 258V259H164ZM201 258V257H200ZM150 260H152V262L150 263H155V258H149ZM188 259V258H187ZM190 259V258H189ZM240 259V257H239ZM110 256H108L106 253L103 252V250L98 251L96 254L93 255L92 259L90 260V264H111L110 263ZM162 260V261H163ZM178 260V259H177ZM225 260V261H226ZM257 260V259H256ZM188 260H186L185 262L187 263ZM199 261V260H198ZM224 261V262H225ZM238 261V260H237ZM262 261V262H261ZM263 259L260 260L258 259V264H263ZM73 262V263H72ZM218 262V261H217ZM236 260L232 261L229 260L227 262V264H236L235 263ZM202 263V262H201ZM219 263V262H218ZM247 263V262H246ZM83 264H88L87 261H83ZM188 264V263H187Z\"/></svg>",
    "mask_w": 264,
    "mask_h": 264
}]
</instances>
